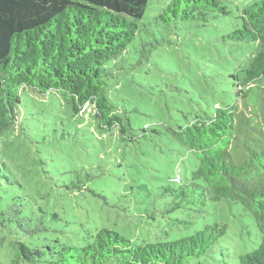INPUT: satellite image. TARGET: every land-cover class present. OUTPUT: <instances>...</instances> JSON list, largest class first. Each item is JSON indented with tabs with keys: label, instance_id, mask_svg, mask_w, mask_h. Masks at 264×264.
I'll list each match as a JSON object with an SVG mask.
<instances>
[{
	"label": "rangeland",
	"instance_id": "obj_1",
	"mask_svg": "<svg viewBox=\"0 0 264 264\" xmlns=\"http://www.w3.org/2000/svg\"><path fill=\"white\" fill-rule=\"evenodd\" d=\"M221 1L228 12H213L208 23L168 26L155 19L167 0H151L116 79L109 80V95L139 140L121 142L117 134L94 138L90 119L71 116L55 95L22 96L21 123L0 135L6 165L1 167L9 177L5 189L27 194L37 209L68 220L61 223L62 241L79 244L88 232L108 228L143 245L225 224L213 252L184 264H239L258 247L259 229L239 204L207 201L199 212L166 191L191 180L199 164L172 129L212 115L217 107L234 113L229 142L220 144L227 163H242L249 148L264 150V80L245 81L258 46L227 37L240 28L244 7L259 0ZM77 177L85 181L83 189L68 188ZM10 258L6 244L0 245V261L10 264Z\"/></svg>",
	"mask_w": 264,
	"mask_h": 264
},
{
	"label": "trees",
	"instance_id": "obj_2",
	"mask_svg": "<svg viewBox=\"0 0 264 264\" xmlns=\"http://www.w3.org/2000/svg\"><path fill=\"white\" fill-rule=\"evenodd\" d=\"M150 2L0 0V135L21 123L22 96L33 91L44 99L55 95L74 118L90 119L94 138L117 134L121 142L139 140L131 120L112 101L109 80L116 79ZM215 11L228 12L221 0H167L155 19L168 26L178 21L208 23ZM240 20V28L227 37L258 46L246 70L249 84L264 80V0L244 7ZM233 128L232 109L217 107L212 115L172 129L199 164L191 180L166 191L197 205L199 212L207 201L239 204L261 234L258 247L241 256L239 264H264V150L249 148L242 163H227L220 144H228ZM1 165L6 167L0 157V245L6 244L10 264H184L213 252L227 230L225 224L207 225L186 238L141 245L101 228L88 232L79 244L68 243L60 233L70 222L56 211L37 209L27 194L5 189L3 180L9 177ZM81 184L85 181L77 177L68 188L83 189Z\"/></svg>",
	"mask_w": 264,
	"mask_h": 264
}]
</instances>
